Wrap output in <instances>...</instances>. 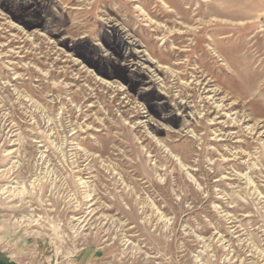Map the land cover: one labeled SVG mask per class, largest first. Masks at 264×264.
Wrapping results in <instances>:
<instances>
[{"label": "rangeland", "instance_id": "1", "mask_svg": "<svg viewBox=\"0 0 264 264\" xmlns=\"http://www.w3.org/2000/svg\"><path fill=\"white\" fill-rule=\"evenodd\" d=\"M86 252L264 264V0H0V258Z\"/></svg>", "mask_w": 264, "mask_h": 264}, {"label": "crops", "instance_id": "2", "mask_svg": "<svg viewBox=\"0 0 264 264\" xmlns=\"http://www.w3.org/2000/svg\"><path fill=\"white\" fill-rule=\"evenodd\" d=\"M90 253V252H89ZM86 254H87V252L85 253V254H83L80 258H79V260H78V262H76V264H91V259H93L92 257H94L93 256V254L91 253L90 254V256H89V258L86 260ZM84 257H85V259H84ZM0 264H7V262H5V261H3L1 258H0Z\"/></svg>", "mask_w": 264, "mask_h": 264}, {"label": "bare ground", "instance_id": "3", "mask_svg": "<svg viewBox=\"0 0 264 264\" xmlns=\"http://www.w3.org/2000/svg\"><path fill=\"white\" fill-rule=\"evenodd\" d=\"M165 4V3H164Z\"/></svg>", "mask_w": 264, "mask_h": 264}]
</instances>
